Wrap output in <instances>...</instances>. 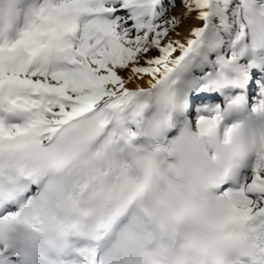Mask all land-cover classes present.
I'll use <instances>...</instances> for the list:
<instances>
[{
	"label": "snow or ice",
	"instance_id": "1",
	"mask_svg": "<svg viewBox=\"0 0 264 264\" xmlns=\"http://www.w3.org/2000/svg\"><path fill=\"white\" fill-rule=\"evenodd\" d=\"M0 264H264V0H0Z\"/></svg>",
	"mask_w": 264,
	"mask_h": 264
}]
</instances>
